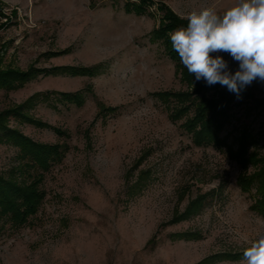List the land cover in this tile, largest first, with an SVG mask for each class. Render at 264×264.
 I'll use <instances>...</instances> for the list:
<instances>
[{
  "label": "rangeland",
  "instance_id": "374dc122",
  "mask_svg": "<svg viewBox=\"0 0 264 264\" xmlns=\"http://www.w3.org/2000/svg\"><path fill=\"white\" fill-rule=\"evenodd\" d=\"M137 1L0 0V72L28 74L0 89V117L62 154L24 170L19 148L0 144V174L42 194L25 225L0 233V264H240L264 232L254 190L237 185L255 167L194 146L181 126L191 114L173 120L174 103L154 97L187 91L151 40L160 6L187 20L206 7L222 16L238 0H143L144 15L127 13ZM248 104L233 106L221 136L233 145L248 128V153L263 157L264 116L247 115Z\"/></svg>",
  "mask_w": 264,
  "mask_h": 264
},
{
  "label": "trees",
  "instance_id": "16d2710c",
  "mask_svg": "<svg viewBox=\"0 0 264 264\" xmlns=\"http://www.w3.org/2000/svg\"><path fill=\"white\" fill-rule=\"evenodd\" d=\"M146 5L148 4L145 1L140 0L136 4L126 5L125 11L135 15H144L147 12ZM160 11L163 16L159 27L153 31L151 40L161 43L167 57L174 63L180 81L186 86L187 91L158 93L154 97L160 99L162 103H174L170 110L173 120L183 119L191 114L181 126L191 137L194 146L226 149L227 153L239 162L243 161L246 156V164L254 166L255 171L248 176L239 177L237 185L245 193L254 190L256 197L251 209L264 219V156L258 157L255 153H248L249 148L256 143L254 136L248 128H242L233 138V145L236 149L228 143L226 137L221 136L231 121V111L234 105L249 103L246 107L247 115L259 110V113L264 116V81L254 80L241 91L239 99L218 83L208 86L204 80L197 81L195 76L189 74L181 63L170 40V33L180 27H186L188 21L179 19L163 5L160 6ZM223 57L228 63L229 70L235 73L239 69V63L226 52H223ZM85 73L88 74V71L85 70ZM27 78L26 73L0 72V89L10 90L20 87ZM70 97L72 101L80 102L76 96H69V99ZM106 110L109 111V109ZM10 115L8 113L5 116ZM12 116L23 118L20 110L14 111ZM2 143L12 144L19 148L23 159L21 168L24 170L47 169L52 163L59 162L62 157L58 148L34 144L20 133L9 129L0 117V144ZM41 196L35 182L25 186L13 178H5L0 174V233L7 225L12 228L25 225L28 219L36 214Z\"/></svg>",
  "mask_w": 264,
  "mask_h": 264
},
{
  "label": "clouds",
  "instance_id": "9594fccd",
  "mask_svg": "<svg viewBox=\"0 0 264 264\" xmlns=\"http://www.w3.org/2000/svg\"><path fill=\"white\" fill-rule=\"evenodd\" d=\"M186 27L170 33L173 49L197 81L220 84L240 98L254 80L264 81V0H238L222 16L210 7L193 10ZM226 52L239 63L232 73L222 56ZM240 264H264V232L257 234L243 252Z\"/></svg>",
  "mask_w": 264,
  "mask_h": 264
}]
</instances>
